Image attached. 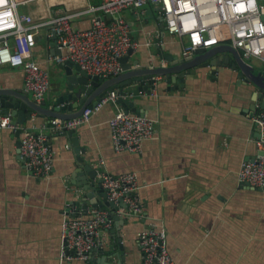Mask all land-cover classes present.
<instances>
[{"label": "crops", "instance_id": "1", "mask_svg": "<svg viewBox=\"0 0 264 264\" xmlns=\"http://www.w3.org/2000/svg\"><path fill=\"white\" fill-rule=\"evenodd\" d=\"M101 1L38 0L21 5L19 12L31 13L42 22L58 11L69 12L75 28L88 30L94 16L106 18L101 11L89 10ZM122 15L133 39L141 43L130 62L164 65L156 39L162 52L182 56L179 39L168 34L155 4L126 9ZM48 33H52L50 25L38 34L34 58L50 71L52 86L43 104L52 106L61 94L64 72L57 62H48V55L60 52ZM242 57L264 74V61ZM210 70L189 75L183 90L176 89L177 84L169 89L162 79L150 95L130 96L156 123V138L144 144L142 154L114 149L109 120L119 107L124 110L120 105H104L78 128L86 164L112 174L134 171L144 208L143 215L134 219L110 211L112 227L102 234L106 247L94 251L89 263L61 259L64 211L76 199L71 189H81L84 178L76 177L84 166L71 140L53 132L49 119L33 114L25 127L40 126L37 131L47 134L55 152L51 175L37 178L19 155L21 137L14 129L1 128L0 264H99L102 258L111 264H142L137 237L151 224L167 230L168 247L178 264H264V190L245 185L238 177L245 161L262 155L253 120L263 109L262 99L255 97L256 86L241 80L231 64L223 62L213 75ZM0 87L27 91L25 71L0 67ZM3 118L0 114V121ZM82 211L88 216L86 209Z\"/></svg>", "mask_w": 264, "mask_h": 264}, {"label": "built area", "instance_id": "2", "mask_svg": "<svg viewBox=\"0 0 264 264\" xmlns=\"http://www.w3.org/2000/svg\"><path fill=\"white\" fill-rule=\"evenodd\" d=\"M33 1L38 0H0V67L22 68L25 89L39 104L46 100L52 86L49 69L34 58L37 37L44 26H51L52 33L47 37L49 40L56 38V46L61 52L60 55H48L49 63L71 60L88 75L107 80L122 74L121 59L141 46L133 39L122 12L149 3L158 7L168 34L179 39L182 57L191 56L199 48L228 44L241 51L245 58L264 61V4L261 0H102L99 6H90L89 10L101 11L106 18L94 16L93 25L88 30L75 28L74 16L69 12L58 11L47 22L37 20L31 13L19 12L21 5ZM163 63L166 65L165 61ZM118 99V93L111 91L97 106L87 108L82 116L70 120L57 118L49 126L53 132L77 129L88 123L104 105L119 107ZM253 120L260 133L257 148L264 152V109L259 110ZM109 127L117 153L142 154L144 144L157 135L153 118L126 112L120 107L110 118ZM1 128L16 131L19 126L12 125L5 117L0 121ZM40 128L36 125L23 127L21 158L32 175L46 178L54 169L55 152L47 134L37 131ZM100 164L104 166L105 161ZM98 175L109 200L118 206L121 199L125 203L126 208H120L119 214L127 219L143 215L140 184L134 171L112 174L104 169L98 171ZM238 177L240 182L264 190V155L255 161H245ZM83 213L72 204L64 211L63 261L89 263L95 250L106 247L102 234L112 227L110 212L95 209L88 211V216ZM137 242L142 252V264H178L169 250L165 228L151 224L138 233Z\"/></svg>", "mask_w": 264, "mask_h": 264}, {"label": "water", "instance_id": "3", "mask_svg": "<svg viewBox=\"0 0 264 264\" xmlns=\"http://www.w3.org/2000/svg\"><path fill=\"white\" fill-rule=\"evenodd\" d=\"M261 1L264 4V0ZM159 42V39L155 40L156 48L166 65L152 67L142 64L141 60L130 62V58L134 54V51L131 50L128 55L121 59L124 72L107 80L99 76L88 75L79 64L71 60L60 63L59 68L64 72L61 94L52 106L37 103L31 99L27 91L0 87V114L8 117L12 125L19 126L15 131L18 138L24 131L23 127L33 119L34 113L40 118L49 119L47 121L49 124L57 118L62 120L78 118L83 115L87 108H93L102 102L111 91L118 93V104L126 112L145 115L144 111L135 105L130 96H139L145 93L150 95L156 89L157 84L162 82V79L168 83L169 89H172L173 84H177L175 88L183 90L189 75L195 76L198 74V69L207 68H211L210 74H216L218 66H221L223 62L224 64H231L234 69L238 70L241 80L244 79L245 82L256 86L255 97L262 99V108L264 109V74L257 72L256 68L246 61L242 57L241 51L235 47L219 44L209 49L199 48L191 56L182 57L162 52L163 48ZM52 45H56V38L53 39ZM58 54L60 55L61 52ZM227 54H231L233 57ZM156 77H161V80H157ZM62 135L71 140L76 152L80 154L78 161L84 166V169L83 167L80 168L79 174L76 175V177L84 176L83 182L79 183L83 187L78 190L71 189V193L76 195L72 205L78 211L86 209V213L91 209L117 212L120 208H126L122 199L119 206L109 200L107 191L102 187L101 179L98 177V171L92 165L86 164L84 157L81 156L84 154L85 148L80 145L78 128L65 130ZM20 139L18 148L21 156ZM261 154L264 155V152ZM243 184L250 185L248 182H243ZM110 217L113 218L112 213ZM120 217V215L114 216L115 219H120ZM125 221L127 222V220ZM121 249L124 251L123 246ZM99 250L103 252L104 248ZM99 264L111 263L102 258Z\"/></svg>", "mask_w": 264, "mask_h": 264}]
</instances>
